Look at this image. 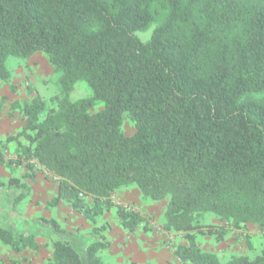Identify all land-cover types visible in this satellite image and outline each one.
Instances as JSON below:
<instances>
[{"label": "trees", "instance_id": "1", "mask_svg": "<svg viewBox=\"0 0 264 264\" xmlns=\"http://www.w3.org/2000/svg\"><path fill=\"white\" fill-rule=\"evenodd\" d=\"M160 13L140 42L135 33ZM37 52L59 73L58 93L49 108L38 95L23 102L21 131L0 143L15 159L0 153L1 166L24 165L31 181L41 166L57 178L49 206L65 201L93 224L114 210L128 232L144 218L113 202L117 189L167 201L163 227L186 242L173 250L181 264H264V254L221 262L198 243L248 224L264 232V0H0V82L8 57ZM78 80L92 96L72 102ZM8 185L13 205L30 192L18 178ZM206 213L226 227L203 224ZM35 222L66 233L52 218ZM105 230L85 236L88 264H103ZM0 243L16 254L40 249L32 233L3 227ZM47 264L83 262L70 241L55 240Z\"/></svg>", "mask_w": 264, "mask_h": 264}, {"label": "rangeland", "instance_id": "2", "mask_svg": "<svg viewBox=\"0 0 264 264\" xmlns=\"http://www.w3.org/2000/svg\"><path fill=\"white\" fill-rule=\"evenodd\" d=\"M162 15L163 13L157 15L147 30L135 33L140 42L149 40ZM5 65L10 77L7 82H0V143L21 131L23 102H29L38 95L45 101L46 108L51 106L50 100L58 93L59 80V73L42 52H37L27 59L8 57ZM91 96L88 84L78 80L69 99L74 102ZM14 102L18 103L19 107L11 110V104ZM101 108L102 105L97 104L93 111ZM7 116L15 118L16 122L8 120ZM43 117L44 113L40 118ZM122 130L125 135L134 132L133 123L128 118H124ZM0 153L6 160L15 159V150L7 145H0ZM26 171L24 165L13 170L0 165V227L14 235L32 233L40 249L38 252L25 250L16 254L0 243V264H47L51 259L52 243L55 240L70 241L80 252L83 264H88L84 251L90 243V238L87 240L85 236L94 226H106L104 235L110 247L98 254L103 264H181L174 258L173 250L186 242L182 234L166 231L163 227L167 201L143 199L134 186L117 189L112 196L113 202L139 212L144 218L136 231L128 232L121 227L114 210L97 217L96 223L93 224L72 210L65 201L59 202L55 207L49 206L48 203L57 194V178L37 164L31 170L34 175L32 181L29 176L23 177ZM11 178H18L30 187L25 199L15 205L14 189L8 185ZM39 217L56 220L66 233L57 234L50 227L36 223L35 220ZM202 223L226 227L213 213H206ZM198 243L203 251L216 254L221 262H226L233 256H247L253 259L264 254V232L250 224L239 230L228 228V233L221 242H216L211 237H199Z\"/></svg>", "mask_w": 264, "mask_h": 264}, {"label": "crops", "instance_id": "3", "mask_svg": "<svg viewBox=\"0 0 264 264\" xmlns=\"http://www.w3.org/2000/svg\"><path fill=\"white\" fill-rule=\"evenodd\" d=\"M5 115H7V114H5ZM7 117H8V116H7ZM7 117H6V118H7ZM8 120H10V121H12V120H13V121H15V122H16L15 118H11V117L9 118V117H8ZM14 124H16V123H14Z\"/></svg>", "mask_w": 264, "mask_h": 264}]
</instances>
